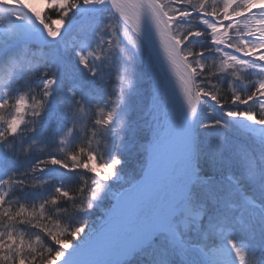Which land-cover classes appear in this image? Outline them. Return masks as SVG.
Returning a JSON list of instances; mask_svg holds the SVG:
<instances>
[{"label":"snow or ice","instance_id":"1","mask_svg":"<svg viewBox=\"0 0 264 264\" xmlns=\"http://www.w3.org/2000/svg\"><path fill=\"white\" fill-rule=\"evenodd\" d=\"M45 2L0 0V264H264V0Z\"/></svg>","mask_w":264,"mask_h":264},{"label":"rangeland","instance_id":"2","mask_svg":"<svg viewBox=\"0 0 264 264\" xmlns=\"http://www.w3.org/2000/svg\"><path fill=\"white\" fill-rule=\"evenodd\" d=\"M41 2H42V4H43V6H42V8L41 7H34V8H36L38 11H41V12H43L44 10H45V8H46V2H45V0H41ZM134 163H135V161H134ZM130 168H135L137 171H138V168H137V166H136V164L135 165H130Z\"/></svg>","mask_w":264,"mask_h":264},{"label":"bare ground","instance_id":"3","mask_svg":"<svg viewBox=\"0 0 264 264\" xmlns=\"http://www.w3.org/2000/svg\"><path fill=\"white\" fill-rule=\"evenodd\" d=\"M32 4L33 7H41L43 6L41 0H28Z\"/></svg>","mask_w":264,"mask_h":264},{"label":"trees","instance_id":"4","mask_svg":"<svg viewBox=\"0 0 264 264\" xmlns=\"http://www.w3.org/2000/svg\"><path fill=\"white\" fill-rule=\"evenodd\" d=\"M131 164H132V165H135L134 161H133ZM131 164H130V165H131Z\"/></svg>","mask_w":264,"mask_h":264}]
</instances>
